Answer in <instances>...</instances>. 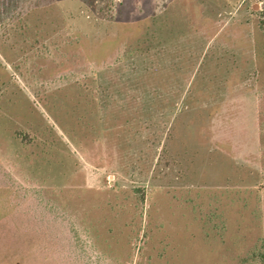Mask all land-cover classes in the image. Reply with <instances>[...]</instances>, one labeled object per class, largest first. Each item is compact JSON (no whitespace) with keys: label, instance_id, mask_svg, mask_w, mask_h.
Wrapping results in <instances>:
<instances>
[{"label":"rangeland","instance_id":"rangeland-1","mask_svg":"<svg viewBox=\"0 0 264 264\" xmlns=\"http://www.w3.org/2000/svg\"><path fill=\"white\" fill-rule=\"evenodd\" d=\"M0 264H264V0H0Z\"/></svg>","mask_w":264,"mask_h":264},{"label":"trees","instance_id":"trees-1","mask_svg":"<svg viewBox=\"0 0 264 264\" xmlns=\"http://www.w3.org/2000/svg\"><path fill=\"white\" fill-rule=\"evenodd\" d=\"M254 255H257V253H254ZM260 256H261V258H263V255H262V253L260 254Z\"/></svg>","mask_w":264,"mask_h":264}]
</instances>
